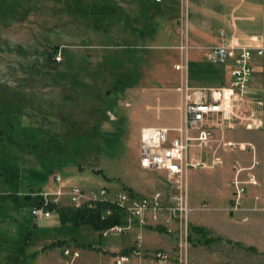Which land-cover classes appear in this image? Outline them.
Here are the masks:
<instances>
[{"label": "rangeland", "instance_id": "1", "mask_svg": "<svg viewBox=\"0 0 264 264\" xmlns=\"http://www.w3.org/2000/svg\"><path fill=\"white\" fill-rule=\"evenodd\" d=\"M164 6L156 0H0V264H68L60 247L45 249L59 241L81 251L74 264H113L139 234L136 229L103 238L91 226L62 223L57 211L36 219L25 199L33 192H56L60 186L106 188L137 198L161 192L168 202L166 174L140 172L137 127L146 114L139 109L134 118L129 107L135 89L164 91L173 85L170 72L179 55L163 33ZM55 48L62 54L52 63L48 55ZM189 66L193 69L192 61ZM261 109L264 114V105ZM58 175L62 184L52 185ZM132 186L138 192L126 190ZM199 205L197 216L215 227L207 237L193 234L192 227L204 223L190 213L189 264H264L263 212L250 211L248 203L235 219L214 205ZM67 207L64 197L58 208ZM155 227L165 228L147 224L143 241L144 232ZM176 228L157 236L173 246V262ZM216 235L224 240L205 244ZM141 251L147 264H159L148 256L154 251Z\"/></svg>", "mask_w": 264, "mask_h": 264}, {"label": "built area", "instance_id": "2", "mask_svg": "<svg viewBox=\"0 0 264 264\" xmlns=\"http://www.w3.org/2000/svg\"><path fill=\"white\" fill-rule=\"evenodd\" d=\"M156 1L161 2L162 0ZM185 33L187 34V26ZM181 49L184 56L176 69L186 73L189 49L187 41ZM253 51H256V55L259 57L264 56V40L262 38L253 36L246 42L232 38L228 43L210 48L208 54L210 61L220 64L234 62L235 68L232 71L230 85L223 88L194 89L187 83L183 84L178 89L184 97L183 125L175 130L164 127H146L141 130L140 166L145 170L161 171L166 174L171 192L168 202H166V196L161 192L150 197L137 198L125 191L110 192L106 188L95 191L82 187L60 186L56 192L46 191L35 195L40 201L39 205L32 209V215L36 219L50 218L53 212L51 207L61 206L64 197H68L72 208H80L85 205L94 206L98 203H107L119 208L125 213L123 222L103 229L102 237L121 236L136 229L139 234L136 237L135 246L129 252L117 254L113 259V264H129L134 258L143 259L142 230L147 224L162 225L165 228H171L177 224L179 241L174 262L171 260V256L164 251L150 253V257L159 264H189L188 223L192 208L189 202L188 172L190 169L206 166L202 162L190 160V150L194 147H209L214 140L216 130H223L227 125L240 123L248 130L264 126L262 111L257 110L256 103L247 95L254 75ZM57 59L61 60V58ZM259 105L262 103L258 102ZM110 117L112 120L116 119L113 114H110ZM173 132L176 133V136L172 135ZM224 146L250 150L253 155V162L248 167L241 166L239 161L234 164L229 213L235 219L239 217L246 209L245 204L251 188L261 190L252 195V204L249 210L264 213V189L256 173L260 166V162L256 158V147L250 143L236 144L232 142H227ZM223 163L222 158L214 156L212 165H223ZM62 182L59 175L51 178L52 185L62 184ZM111 214L112 210L110 209L103 215L102 220ZM244 220L247 221V219ZM61 253L68 264H74L81 257V251L69 245L63 246Z\"/></svg>", "mask_w": 264, "mask_h": 264}, {"label": "crops", "instance_id": "3", "mask_svg": "<svg viewBox=\"0 0 264 264\" xmlns=\"http://www.w3.org/2000/svg\"><path fill=\"white\" fill-rule=\"evenodd\" d=\"M157 3H165L162 13L163 33L166 34L167 41L173 40L172 46L178 50L179 64L184 56L181 47L186 41L189 45L188 70L186 73L177 70L176 66L179 65L177 64L175 72H170L173 85L164 91H157L155 87L150 86L140 87L133 91L135 102L129 106L133 108L132 116L137 118L139 109L146 114L137 127L140 144L143 128L164 127L175 130L183 125L184 97L178 90L183 84L187 83L194 89L223 88L230 85L232 71L235 68L234 62L220 64L210 61L208 58L210 48L228 43L232 38H237L241 42H246L253 36L264 40V0H162ZM186 26L187 34L185 33ZM253 53L254 75L247 95L256 103L257 110L262 111L261 106L264 105V56H257L256 51ZM190 61L194 64L193 69L189 66ZM258 102L262 105L258 106ZM262 116L264 121L263 112ZM172 135L176 136V133L173 132ZM227 142L250 143L256 147V158L260 162L256 173L264 189V128L248 130L240 123L227 125L223 130H216L214 140L209 147H194L190 150V160L206 164V166L190 169L188 172L189 196L192 190L189 197L192 206V219L198 217L197 212L201 208L199 205L201 203L209 204V206L210 204L214 205L220 213L227 211L230 215L234 164L239 161L241 166L248 167L253 162V155L250 150L225 147L224 144ZM214 156L222 158L223 165H212ZM140 169L142 173L146 171L141 166ZM132 188L134 192H138L135 187L132 186ZM260 190L251 188L245 206L248 203L252 204V195ZM198 218L200 219V217ZM200 220L204 224L197 227L204 228L207 232H213L212 226L215 227V224L211 219L205 221L206 219L202 220L201 218ZM151 230L149 233L144 232L148 237L146 240L145 237L142 243L143 250L154 252L162 250L174 257L173 246L159 241L157 237L159 234H166L155 229ZM216 238H222V236L216 235ZM135 240L136 237L130 245L122 248L126 250L121 253L129 252L135 246ZM262 246L264 247L263 243ZM249 247L256 248V246ZM120 250H110V252H119ZM149 254L148 252V256ZM135 260L133 259L129 264H133ZM137 261L140 264H147L149 260L146 258Z\"/></svg>", "mask_w": 264, "mask_h": 264}, {"label": "trees", "instance_id": "4", "mask_svg": "<svg viewBox=\"0 0 264 264\" xmlns=\"http://www.w3.org/2000/svg\"><path fill=\"white\" fill-rule=\"evenodd\" d=\"M62 54V50H59L55 48L53 51H51L48 55L49 61L52 63H57L56 62V57ZM128 192L131 194H134L133 190L130 188H126ZM41 191L38 192H33L31 195L26 196V201L29 203V205L32 207L38 206L40 199L38 196H35L36 194L40 193ZM53 211H57L60 217V220L64 224H71L75 227H81V226H91L93 229H95L98 232H101L103 229L110 227L112 225L122 223L123 218L125 213L120 210L119 208H115L113 206H110L107 203H98L94 206H83L80 208H72V207H67V208H57V207H51ZM112 210V214L107 216L106 219L102 220L103 215L108 211ZM155 230L159 231L160 233H167V230L165 228L161 227H155ZM192 232L193 234H200L203 237H207V230L204 228L200 227H192ZM191 237V236H189ZM216 241H223L222 238H206L205 239V244H210L212 242ZM229 243H233L232 241H228ZM237 246L243 247L246 250H249L251 252L257 253V249L254 247H245L244 245L240 243H235ZM67 245V242H58L51 244L50 246H47L45 249L51 248H57L60 247L62 248L63 246ZM76 246L81 247L83 249H88V250H94L96 249V246H91V245H83L77 243Z\"/></svg>", "mask_w": 264, "mask_h": 264}]
</instances>
